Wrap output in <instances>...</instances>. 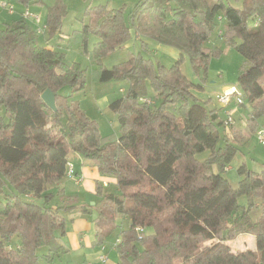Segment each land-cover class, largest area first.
<instances>
[{"label":"trees","instance_id":"trees-1","mask_svg":"<svg viewBox=\"0 0 264 264\" xmlns=\"http://www.w3.org/2000/svg\"><path fill=\"white\" fill-rule=\"evenodd\" d=\"M124 11L89 6L82 20V37L94 32L99 39L93 50L98 80L128 84L109 104L121 130L113 142L65 94L84 88L85 71L55 47L40 45L24 15L0 27V264H55L68 253L60 241L63 214H92L62 187L74 154L116 182L119 191L105 194L108 185L97 184L103 204L92 222L102 247L115 223L127 221L118 264H264V169L243 164L238 186L231 185L225 174L238 152L231 139L239 130L221 117L226 109L209 110L192 96L201 85L181 71L188 56L199 76L207 74L214 53L206 44L222 23L226 48L215 51L232 48L244 58L240 105L249 103L247 125L255 130L264 118V0H243L241 8L224 0H142L128 23ZM66 14L61 2L48 6L47 42ZM131 32L145 47L140 38L178 50L180 59L166 68L138 53L105 68L102 59L125 46ZM46 90L56 97V112L42 100ZM241 235H253L255 248L235 250L231 243Z\"/></svg>","mask_w":264,"mask_h":264},{"label":"rangeland","instance_id":"rangeland-1","mask_svg":"<svg viewBox=\"0 0 264 264\" xmlns=\"http://www.w3.org/2000/svg\"><path fill=\"white\" fill-rule=\"evenodd\" d=\"M142 0H44L45 5L39 6L31 4L29 6L22 3L20 0H11L9 6L13 7L12 12L7 6L0 7V27L6 28L7 24H13L23 18V15L28 8L32 13L40 15L39 21H34L30 17H25L28 23L37 29L46 24L47 8L54 6L61 2L67 6L68 14L62 20L61 31L52 37L48 42L44 34H39L38 42L40 45L52 48L55 47L58 51L64 54L65 61L69 64H78L80 68L85 71V84L84 88L78 92H71L66 90L65 94L71 95L70 101L76 103L80 110L89 118V120L96 123L99 134L107 142L115 141L120 133V123L118 116L109 109L110 101L113 99L121 98L128 88L126 81H113L110 83H101L98 80V67L94 58L93 50L94 45L99 41L94 32L82 37L81 32L84 27L82 22L87 7L106 5L111 9H124L126 21L128 23L130 12ZM10 0H0V3H9ZM227 4L235 7H242L243 0H224ZM13 13V15L11 14ZM251 24L254 22L251 21ZM223 29L222 23H219L214 33L211 35L207 42V47L211 49L212 54L208 61L207 74L200 76L194 71L190 59L185 56L181 63V71L194 84L201 85L191 90L192 96L197 99L201 104H204L209 110H220L223 106L219 102V98L224 95L226 86H235L238 89V78L240 73L245 69L244 58L235 50L227 49L223 54L216 52V47L226 48L223 38L219 36ZM65 37L66 40H61ZM86 41L87 44H84ZM145 43V41H144ZM146 44V43H145ZM85 46V47H84ZM86 48V49H85ZM216 52V54H215ZM142 53L145 58L151 59L155 63H160L166 68H170L174 63L180 59V56H173L163 50H156L153 47H145L141 41L131 32L130 40L120 49L106 55L102 59L105 68L111 69L114 65L126 62L132 55ZM150 98L154 96L150 84L147 85ZM232 92L233 90H229ZM235 98V97H234ZM233 108L238 111L233 113L236 120V127L239 130V136L235 139L232 138V143L237 147L238 152L233 159L229 171L226 172L225 177L229 180L231 185L236 188L240 180L238 169L243 164L252 171L258 172L264 169V146L259 141L256 129L264 128V118L258 120V127L254 130L247 125L249 103L245 102L244 105H239L236 102L231 103ZM232 108V109H233ZM225 118V113L221 115ZM243 121H241V119ZM234 121V120H233ZM220 135H223L224 128H219ZM208 153H204L200 158H206ZM80 157V155H79ZM78 154L70 155V162L79 172L82 168L81 158ZM87 166V167H86ZM83 167L91 168L90 164ZM88 168V169H89ZM83 169V168H82ZM92 169V168H91ZM99 181L95 182L93 190L85 189V186H77L72 180H65V192L77 198L79 205L83 206L89 204L91 206L92 214L90 217L83 216L80 212L71 211L64 213L66 219L65 235H68L71 230H74V225L78 219H83L88 225H93L92 219L97 215L100 206L103 204V197L96 193L97 184L103 185L105 181L109 184L108 187L103 189V193L118 192L116 182L113 178H104L99 176ZM114 180V181H113ZM244 198H240L239 203L243 204ZM81 215L83 218H77ZM122 223V224H121ZM128 229V223L117 221L114 230L109 236L104 246L107 248L109 259L102 263L99 261L96 252L78 251L63 253L55 259V264H118L120 261L119 252L112 249L110 245L116 243L120 238L122 230ZM152 233V230H146V234ZM64 235V236H65ZM250 241L248 248L252 245L254 240L253 235H248ZM237 242V239L236 241ZM242 241L237 243L236 247L241 246ZM100 253H103L100 250Z\"/></svg>","mask_w":264,"mask_h":264},{"label":"crops","instance_id":"crops-1","mask_svg":"<svg viewBox=\"0 0 264 264\" xmlns=\"http://www.w3.org/2000/svg\"><path fill=\"white\" fill-rule=\"evenodd\" d=\"M28 10V8L26 9ZM13 15V14H12ZM138 38V37H137ZM139 39V38H138ZM141 40H144L146 44L149 45V47H153L156 50H163L165 52H167L170 55L173 56H180V52L174 48L171 47H167V46H162L158 43H156L155 41L151 40V39H147V38H140ZM232 88H235V86H226L224 91H229ZM234 102V101H233ZM237 106V105H236ZM232 105H229V107L227 108L228 110L231 109L233 111V113H235L236 111H238L236 108H233ZM225 109V108H224ZM226 115V114H225ZM244 118L241 119V121H243ZM233 123L236 125V120L233 117ZM79 157V155H78ZM79 158H81L80 160L82 161V168L80 169L81 172H79L78 170L75 169L74 167V174H75V178L74 179H70L67 177V180H72L74 181V183L77 186H85V189L87 190H93L94 189V185L96 181H99V172L97 171V169L91 167V168H86L83 167L84 165H87V162H85V160L80 156ZM107 179V178H106ZM108 181V180H107ZM107 181H105L103 183L104 186L109 185L107 183ZM114 181V180H113ZM115 182V181H114ZM65 182H63L62 187L65 188ZM77 218H83L81 215H77ZM127 222V221H125ZM76 225H74V230H71V232L68 235H65L62 240H60L63 245L65 246V248L68 250V254H70V252H75L77 253L78 251H87V252H92L95 253L97 257L100 256V250L101 247L97 245L96 243V230L94 228V225H88L85 220L83 219H78L75 223ZM250 241V237L248 235H241L237 238V242H232V246L235 250H241V251H246L248 249H254L255 248V240L252 241V245L249 246L248 248V242ZM241 246L236 247L237 243L241 242ZM111 247V245H110ZM96 249L99 250L95 251ZM113 249V248H112ZM117 250V249H115ZM95 251V252H94ZM105 254L108 256L109 259V255L107 254V248L105 251ZM99 258V257H98Z\"/></svg>","mask_w":264,"mask_h":264},{"label":"built area","instance_id":"built-area-1","mask_svg":"<svg viewBox=\"0 0 264 264\" xmlns=\"http://www.w3.org/2000/svg\"><path fill=\"white\" fill-rule=\"evenodd\" d=\"M10 3H0V7L3 6H7L10 8V11L12 12L13 7L9 6ZM13 14V13H11ZM25 17H30L32 18L34 21H39L40 20V15L32 13L29 9L25 11L24 13ZM47 30L46 25H43L42 27L37 28V32L38 34H43L45 33V31ZM232 92L230 91H226L224 92V95L222 97L219 98V102L222 104L223 108L226 109V117H227V122L228 124L233 123V111L231 109H227L229 107V105L235 101L236 105L237 104H241L243 103V97L242 94L240 93V91L237 88H232ZM235 97V98H234ZM257 136L259 141L262 143V145L264 146V128H261L257 131ZM67 177L70 179H74L75 178V174H74V167L73 164L69 163L68 165V173H67ZM141 232H143L142 229H140ZM121 239H117L116 243L112 244L111 247L113 249H117L118 245L120 244ZM101 250L103 253L100 254L99 256V261L102 263H105L108 260V256L105 254L106 251V247L102 246Z\"/></svg>","mask_w":264,"mask_h":264},{"label":"water","instance_id":"water-1","mask_svg":"<svg viewBox=\"0 0 264 264\" xmlns=\"http://www.w3.org/2000/svg\"><path fill=\"white\" fill-rule=\"evenodd\" d=\"M42 100L44 103L54 112L57 111L56 107V97L55 95L50 91L46 90L42 95Z\"/></svg>","mask_w":264,"mask_h":264}]
</instances>
